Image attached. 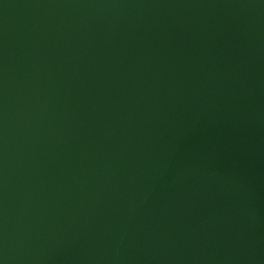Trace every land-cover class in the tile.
<instances>
[{
	"label": "water",
	"instance_id": "water-1",
	"mask_svg": "<svg viewBox=\"0 0 264 264\" xmlns=\"http://www.w3.org/2000/svg\"><path fill=\"white\" fill-rule=\"evenodd\" d=\"M0 264H264V0H0Z\"/></svg>",
	"mask_w": 264,
	"mask_h": 264
}]
</instances>
